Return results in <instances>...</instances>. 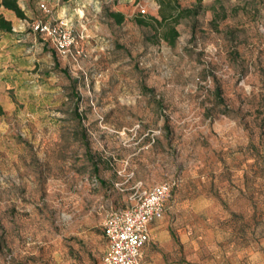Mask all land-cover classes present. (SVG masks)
<instances>
[{
	"label": "rangeland",
	"instance_id": "rangeland-1",
	"mask_svg": "<svg viewBox=\"0 0 264 264\" xmlns=\"http://www.w3.org/2000/svg\"><path fill=\"white\" fill-rule=\"evenodd\" d=\"M173 1L172 45L134 21H159L156 0L0 8V264H99L107 215L163 181L147 264L264 262V0ZM44 20L82 56L30 30Z\"/></svg>",
	"mask_w": 264,
	"mask_h": 264
},
{
	"label": "built area",
	"instance_id": "built-area-1",
	"mask_svg": "<svg viewBox=\"0 0 264 264\" xmlns=\"http://www.w3.org/2000/svg\"><path fill=\"white\" fill-rule=\"evenodd\" d=\"M39 8L47 12L43 4ZM30 30L43 37L59 55L82 56L67 23L35 21ZM172 187L173 183L169 181L156 184L144 191L133 206L107 215L102 230L106 252L99 264H144L142 248L149 241V225L162 217Z\"/></svg>",
	"mask_w": 264,
	"mask_h": 264
},
{
	"label": "trees",
	"instance_id": "trees-1",
	"mask_svg": "<svg viewBox=\"0 0 264 264\" xmlns=\"http://www.w3.org/2000/svg\"><path fill=\"white\" fill-rule=\"evenodd\" d=\"M156 3L158 5L157 13L160 18L159 21L151 17L150 18L151 23H147L145 21V18L142 16L135 17L134 21L139 26L149 27L152 26L153 24L158 25L159 28L162 30L161 39L164 42L168 43L169 45H172L177 37V31L175 29V25L177 18L179 17L177 14L178 9L174 4L173 0H156ZM201 3L202 0H195V6L192 9H186L185 14L187 15L197 14L199 9L201 8ZM0 8L12 12L15 15V17L18 19H25L24 12L20 9L18 5V0H0ZM108 16L118 24H120L123 19V15L121 13L110 12ZM11 29H12L11 23L5 20L3 15L0 13V31L9 33L11 32ZM56 69H58V65H56ZM59 71L65 74L64 70H59ZM93 170H95L94 171L95 173L97 172L96 167H93Z\"/></svg>",
	"mask_w": 264,
	"mask_h": 264
},
{
	"label": "crops",
	"instance_id": "crops-1",
	"mask_svg": "<svg viewBox=\"0 0 264 264\" xmlns=\"http://www.w3.org/2000/svg\"><path fill=\"white\" fill-rule=\"evenodd\" d=\"M163 212H164V208H163ZM158 220L156 221H153L152 223H150L149 225V241L144 245V247L142 248V262L144 264H147L145 261H144V250H145V246L150 242V237H151V234L153 232V230L155 229V223L157 222ZM106 252V251H105ZM260 264H264V262H261Z\"/></svg>",
	"mask_w": 264,
	"mask_h": 264
}]
</instances>
